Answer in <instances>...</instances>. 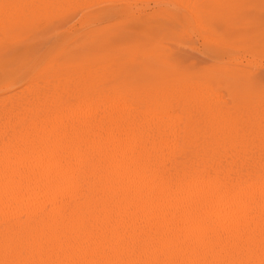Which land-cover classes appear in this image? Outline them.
Wrapping results in <instances>:
<instances>
[{"label": "bare ground", "instance_id": "obj_1", "mask_svg": "<svg viewBox=\"0 0 264 264\" xmlns=\"http://www.w3.org/2000/svg\"><path fill=\"white\" fill-rule=\"evenodd\" d=\"M91 4L56 24L90 14L69 29L94 28ZM82 44L57 60L80 63ZM36 69L0 85V264H264V102L229 107L194 83L138 94L96 65Z\"/></svg>", "mask_w": 264, "mask_h": 264}, {"label": "rangeland", "instance_id": "obj_2", "mask_svg": "<svg viewBox=\"0 0 264 264\" xmlns=\"http://www.w3.org/2000/svg\"><path fill=\"white\" fill-rule=\"evenodd\" d=\"M150 1L0 0V85H5L10 77L16 81L23 78L17 82L18 90L24 86L28 70L34 67L36 72L49 74L48 71L57 68L72 70L96 65L101 75H110L118 85L138 94L194 83L208 86L229 107L234 105V100L244 104L264 102V3H261L264 0L249 2L251 9L242 12L231 11L234 0H165L162 7L155 9ZM83 3L95 5L91 7L97 18L94 28L78 32L69 29L73 25L74 29L79 28L90 14L76 17L63 26L56 24V19L72 6ZM149 5L152 8L145 10ZM195 5L203 6V11L209 13L202 11L200 15ZM154 11L158 14H153ZM171 11L181 18L178 24L170 17ZM76 40H83V44L74 51L75 56L94 53L93 56L76 64L57 60L60 54L73 49ZM216 47L237 48L238 53H233L234 57L218 56L212 52ZM241 58L259 67H251L244 61L233 62ZM37 63L42 64L36 66ZM212 70L221 77L216 80Z\"/></svg>", "mask_w": 264, "mask_h": 264}]
</instances>
